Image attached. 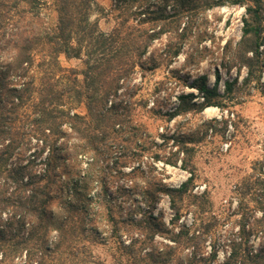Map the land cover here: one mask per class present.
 I'll list each match as a JSON object with an SVG mask.
<instances>
[{"label":"trees","instance_id":"trees-1","mask_svg":"<svg viewBox=\"0 0 264 264\" xmlns=\"http://www.w3.org/2000/svg\"><path fill=\"white\" fill-rule=\"evenodd\" d=\"M170 1L185 6L186 0ZM225 2L211 0L210 7ZM94 3L95 0H0V264H109L90 249L89 243L95 241L99 231L89 228L91 218L83 201L68 200L60 216L51 210L56 200L59 168H66V162L75 157L68 153L72 136L78 139L80 148L96 144L97 150L98 140L109 134V121L122 119L117 107L123 104L128 110V102L123 97L124 90H119L130 81L128 75L137 66L144 68L146 59L154 60L152 56L145 59L150 41L171 28L177 36L187 33L177 26L180 12L158 16L149 11L148 0H116L117 9L125 7L123 17L107 34L90 18ZM44 6L52 7L57 14L52 26L43 22ZM135 6L142 9L132 10ZM257 9L247 4L248 16L244 17L238 44V52L248 68L246 81L253 74L260 46L264 44ZM137 14H144L145 18L133 24L131 19ZM148 21H161L168 28L138 27ZM181 48L180 43L164 59L171 60ZM249 52L253 55L249 56ZM62 54L68 59H81L83 67L63 68L58 62ZM32 68L40 73L38 81ZM60 71L62 76L57 75ZM218 83L219 76L213 86L206 83L205 76L195 78L189 86L196 88L203 99L194 100L197 95L193 92L181 93L169 118L219 106ZM225 86L232 89V82L226 81ZM68 103L83 105L86 111H72L66 106ZM20 120L23 122L16 126L15 122ZM193 142L182 140V149L193 150L188 145ZM156 157L159 159L158 153ZM169 163L176 165L177 159ZM188 163L181 158V166L191 172L187 180L178 186L159 188L170 198L175 212L173 224L180 218V203L194 176ZM263 183L261 180L262 195ZM102 209L95 216L103 211L106 224L111 227L110 238L116 239L114 264H212L218 258L216 244L209 254L201 249L206 230L190 233L187 224H179L175 231L150 214L154 229L143 237L131 235L126 241L119 234L120 219L115 215V205L108 203ZM155 231L173 243L161 242V247L147 249L146 241L152 240ZM252 233L264 237V197L261 216L252 220L243 215L238 235L226 239L232 250L219 264H261L264 247L255 253L241 252L247 250L242 247H247Z\"/></svg>","mask_w":264,"mask_h":264},{"label":"rangeland","instance_id":"rangeland-1","mask_svg":"<svg viewBox=\"0 0 264 264\" xmlns=\"http://www.w3.org/2000/svg\"><path fill=\"white\" fill-rule=\"evenodd\" d=\"M225 1L223 5L210 7L211 0H186L185 6L170 0L167 4L163 0H148L149 11L158 16L180 12L182 16L177 26L180 31L184 28L187 36H177L171 28L150 41L145 59L152 56L154 60L146 59L144 68L137 66L128 75L130 81L119 90L126 93L123 97L128 102V110L123 104L117 107L122 119L109 121V134L98 140L97 150L96 144L92 148L88 144L82 149L75 136L69 139L68 153L75 157L66 162V168H59L56 200L52 202L51 210L60 216L65 212L64 205L68 200L83 201L91 218L89 228L99 231L95 241L89 243L90 249L109 264H114L112 255L116 239L110 238L113 236L111 227L106 224L103 211L99 217L95 216L96 211L103 210L108 203L115 205V215L120 219L119 234L126 241L131 235L143 237L154 229L149 222L150 214L158 216L175 231L179 224H187L190 233L206 230L202 251L209 254L214 244L218 249V258L212 264H219L224 255L231 252L226 239L238 235L243 215L251 216L252 220L261 216V199L264 197L261 194V180H264V44L260 46L255 69L247 81L248 68L238 52V44L244 17L248 16L247 4L258 8L264 38V0ZM115 2L95 0L91 10L90 18L107 34L123 17L125 7L117 9ZM190 6L192 9L189 10ZM43 8V22L52 26L57 14L52 7ZM140 9L142 7L132 8ZM142 18H145L144 14H137L131 21L138 24ZM154 23L148 21L138 27L168 28L161 21ZM180 43L179 54L171 60L164 59ZM248 55L253 54L249 52ZM58 62L63 68L83 67L81 59H68L63 54ZM31 72L38 81L39 71L32 68ZM61 73L57 72V75L62 76ZM202 76L210 86L219 76L220 105L170 119L168 114L179 104L181 93L193 92L197 95L194 100L203 99L196 88L189 86L195 78ZM226 81L232 82V89L226 88ZM66 106L72 111H86L77 103ZM23 111L24 108L21 114ZM22 122L16 121L15 125L20 126ZM191 139L195 142L188 145L193 146V150L184 151L182 140ZM181 158L189 160L188 167L193 169L194 176L180 203V218L173 224L171 219L175 212L170 206V198L159 188L178 186L191 175L188 168L181 166ZM176 159V165L169 163ZM151 239L146 241L147 249L161 247V242L173 243L157 231ZM263 245V235L259 237L252 233L247 247H242L247 250L241 252L255 253ZM261 260L264 264V258Z\"/></svg>","mask_w":264,"mask_h":264}]
</instances>
